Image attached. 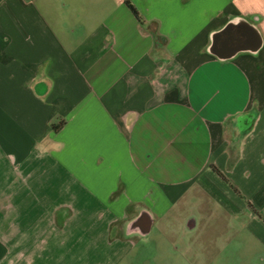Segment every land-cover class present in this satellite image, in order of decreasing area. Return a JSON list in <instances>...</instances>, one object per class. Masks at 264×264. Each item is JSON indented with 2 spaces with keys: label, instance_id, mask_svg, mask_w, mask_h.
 Returning a JSON list of instances; mask_svg holds the SVG:
<instances>
[{
  "label": "crops",
  "instance_id": "obj_1",
  "mask_svg": "<svg viewBox=\"0 0 264 264\" xmlns=\"http://www.w3.org/2000/svg\"><path fill=\"white\" fill-rule=\"evenodd\" d=\"M128 1L0 0V264H264V0Z\"/></svg>",
  "mask_w": 264,
  "mask_h": 264
},
{
  "label": "trees",
  "instance_id": "obj_2",
  "mask_svg": "<svg viewBox=\"0 0 264 264\" xmlns=\"http://www.w3.org/2000/svg\"><path fill=\"white\" fill-rule=\"evenodd\" d=\"M126 3H127V5L129 6V8L131 9V11L133 12V14L136 16V17H140L139 16V14H138V11H137V9L135 8V6L132 4V3H130L128 0H126ZM212 168H213V170L223 179V180H225L227 183H229L230 184V186L231 187H233L234 189V191L235 192H237V193H239L238 192V190L229 182V180L225 177V175L215 166V165H212ZM250 204V203H249Z\"/></svg>",
  "mask_w": 264,
  "mask_h": 264
},
{
  "label": "rangeland",
  "instance_id": "obj_3",
  "mask_svg": "<svg viewBox=\"0 0 264 264\" xmlns=\"http://www.w3.org/2000/svg\"><path fill=\"white\" fill-rule=\"evenodd\" d=\"M236 194H237V193H236ZM198 197H201V195H198ZM240 197H241L243 203H245V204H247V205H250L249 203H251V202L249 201L247 195H242V194H241ZM192 200H193V199H192Z\"/></svg>",
  "mask_w": 264,
  "mask_h": 264
}]
</instances>
